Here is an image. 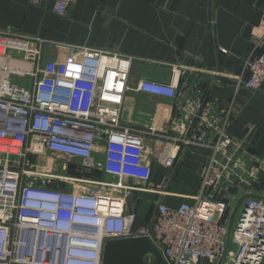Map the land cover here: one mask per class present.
Segmentation results:
<instances>
[{
	"label": "built area",
	"instance_id": "obj_1",
	"mask_svg": "<svg viewBox=\"0 0 264 264\" xmlns=\"http://www.w3.org/2000/svg\"><path fill=\"white\" fill-rule=\"evenodd\" d=\"M76 1L56 0L54 11L65 16ZM253 43L240 73L177 64L169 81L144 79L133 88V56L0 30V264H102L107 241L138 236L150 238L168 264L222 257L263 264L264 193L256 182L264 154L230 129L240 92L264 86V25ZM47 47L56 55L45 65ZM193 79L194 91L183 95ZM210 83L232 86V99L221 102ZM130 90L175 100L173 126L123 120ZM191 155L201 165L196 190L180 194L153 181L154 161L166 176ZM247 193L263 199L243 202L228 238L232 210ZM145 202L154 211L137 226ZM144 259L152 263L153 253Z\"/></svg>",
	"mask_w": 264,
	"mask_h": 264
},
{
	"label": "crops",
	"instance_id": "obj_2",
	"mask_svg": "<svg viewBox=\"0 0 264 264\" xmlns=\"http://www.w3.org/2000/svg\"><path fill=\"white\" fill-rule=\"evenodd\" d=\"M55 3L0 0V30L133 56L129 78L133 88L144 79L169 81L174 78L171 66L177 64L240 73L253 50L254 30L264 25V0H77L65 16L54 11ZM259 49L264 52V44ZM54 55L53 48H45L44 64ZM201 78L209 81L208 77ZM194 80L181 86L183 95L194 91ZM209 89L224 103L234 94L230 85L210 83ZM174 117L178 118L175 100L128 91L123 120L131 125L173 126ZM230 129L246 138L251 151L264 154V86L260 91L240 92ZM152 167L155 183L180 194L193 192L200 185L201 165L193 155L179 158L166 176L160 163L154 161ZM166 201L176 205L180 199ZM219 263L203 260L199 264ZM221 264L230 263L224 260Z\"/></svg>",
	"mask_w": 264,
	"mask_h": 264
},
{
	"label": "water",
	"instance_id": "obj_3",
	"mask_svg": "<svg viewBox=\"0 0 264 264\" xmlns=\"http://www.w3.org/2000/svg\"><path fill=\"white\" fill-rule=\"evenodd\" d=\"M263 199L262 195L247 193L242 195L235 203L232 210L229 226L228 238H230L236 216L247 198ZM147 253H153L154 261L148 263L144 257ZM224 261V257L219 259V264ZM102 264H168L161 249L148 237L138 236L131 238L113 239L106 243Z\"/></svg>",
	"mask_w": 264,
	"mask_h": 264
},
{
	"label": "rangeland",
	"instance_id": "obj_4",
	"mask_svg": "<svg viewBox=\"0 0 264 264\" xmlns=\"http://www.w3.org/2000/svg\"><path fill=\"white\" fill-rule=\"evenodd\" d=\"M32 46V45H31ZM12 80H18V78H13ZM140 106L136 107L135 109V113H137L138 109H139ZM143 118L145 119H148L146 116H143ZM58 172L61 173V174H66L67 171H65L62 166H60L58 168ZM106 179H112V178H106ZM191 187V186H190ZM256 187L262 191L264 193V176H261L259 181L256 182ZM236 190L235 189H228L227 191L223 192L222 195H229V196H232L233 194H235ZM222 196H217V199H221ZM145 214V210L143 211V215ZM142 214L139 215V219L140 221L142 222ZM137 222V221H136Z\"/></svg>",
	"mask_w": 264,
	"mask_h": 264
},
{
	"label": "trees",
	"instance_id": "obj_5",
	"mask_svg": "<svg viewBox=\"0 0 264 264\" xmlns=\"http://www.w3.org/2000/svg\"><path fill=\"white\" fill-rule=\"evenodd\" d=\"M171 188V187H170ZM172 189V188H171ZM145 210V214L143 215V211ZM153 211H154V204L151 203V202H145L143 204V210H142V222L140 221V219L138 218L137 220V226H140L142 224H145L148 220L151 219L152 217V214H153Z\"/></svg>",
	"mask_w": 264,
	"mask_h": 264
},
{
	"label": "bare ground",
	"instance_id": "obj_6",
	"mask_svg": "<svg viewBox=\"0 0 264 264\" xmlns=\"http://www.w3.org/2000/svg\"><path fill=\"white\" fill-rule=\"evenodd\" d=\"M12 44L18 45L21 48H26V44H23V43H20V42H15V43H12Z\"/></svg>",
	"mask_w": 264,
	"mask_h": 264
}]
</instances>
